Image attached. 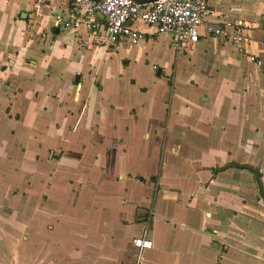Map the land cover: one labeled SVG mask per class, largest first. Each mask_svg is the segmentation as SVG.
<instances>
[{
	"label": "crops",
	"instance_id": "1",
	"mask_svg": "<svg viewBox=\"0 0 264 264\" xmlns=\"http://www.w3.org/2000/svg\"><path fill=\"white\" fill-rule=\"evenodd\" d=\"M208 4L244 50L140 22L105 46L70 0H0V264H264V0Z\"/></svg>",
	"mask_w": 264,
	"mask_h": 264
},
{
	"label": "built area",
	"instance_id": "2",
	"mask_svg": "<svg viewBox=\"0 0 264 264\" xmlns=\"http://www.w3.org/2000/svg\"><path fill=\"white\" fill-rule=\"evenodd\" d=\"M70 1L71 13L60 16L58 22L75 32L85 26L105 46H112L122 38L138 43L145 37L136 26L138 22L159 33L172 32V44L178 50L208 36L225 38L240 50L245 49L248 41L246 24L242 20H206L208 0H154L148 3L136 0ZM98 15L104 20H100ZM134 244L140 249L153 247V241L146 237L135 238Z\"/></svg>",
	"mask_w": 264,
	"mask_h": 264
},
{
	"label": "trees",
	"instance_id": "3",
	"mask_svg": "<svg viewBox=\"0 0 264 264\" xmlns=\"http://www.w3.org/2000/svg\"><path fill=\"white\" fill-rule=\"evenodd\" d=\"M253 170L255 171V174H256V178H257V181H258L260 193H261L262 197L264 198V185H263V182L261 180L260 172L257 169H253Z\"/></svg>",
	"mask_w": 264,
	"mask_h": 264
},
{
	"label": "rangeland",
	"instance_id": "4",
	"mask_svg": "<svg viewBox=\"0 0 264 264\" xmlns=\"http://www.w3.org/2000/svg\"><path fill=\"white\" fill-rule=\"evenodd\" d=\"M161 49L165 50V54L168 53L169 51H170V52H173V48H167V46H166L165 48H161ZM172 56H173V55H172ZM172 56H171L170 58H172ZM170 58H169V59H170ZM172 65H173V64H172ZM185 72H186L185 75L187 76V72H188V71H185Z\"/></svg>",
	"mask_w": 264,
	"mask_h": 264
},
{
	"label": "water",
	"instance_id": "5",
	"mask_svg": "<svg viewBox=\"0 0 264 264\" xmlns=\"http://www.w3.org/2000/svg\"><path fill=\"white\" fill-rule=\"evenodd\" d=\"M139 3H148V2H152L154 0H136Z\"/></svg>",
	"mask_w": 264,
	"mask_h": 264
}]
</instances>
